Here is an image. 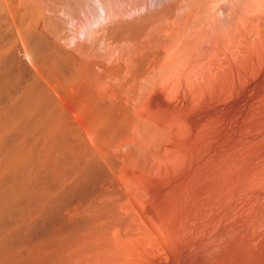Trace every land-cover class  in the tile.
I'll list each match as a JSON object with an SVG mask.
<instances>
[{
  "label": "bare ground",
  "instance_id": "1",
  "mask_svg": "<svg viewBox=\"0 0 264 264\" xmlns=\"http://www.w3.org/2000/svg\"><path fill=\"white\" fill-rule=\"evenodd\" d=\"M0 264H264V0H0Z\"/></svg>",
  "mask_w": 264,
  "mask_h": 264
}]
</instances>
